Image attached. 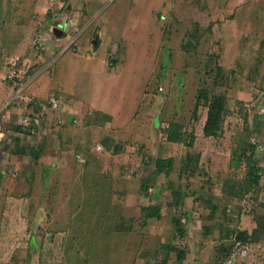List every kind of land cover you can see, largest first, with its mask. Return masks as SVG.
<instances>
[{
	"label": "rangeland",
	"instance_id": "1",
	"mask_svg": "<svg viewBox=\"0 0 264 264\" xmlns=\"http://www.w3.org/2000/svg\"><path fill=\"white\" fill-rule=\"evenodd\" d=\"M76 84L115 119L87 107L67 131L47 100L62 95L63 108L62 88ZM8 85L15 111L0 115V264H264V234L235 236L264 216V0H0ZM219 96L221 130L206 137ZM94 121L104 132L85 130ZM171 123L183 142L167 140ZM248 142L254 190L244 187L250 163L239 150ZM17 154L16 168L8 162ZM158 158L173 159L170 172L154 175ZM150 204L160 219L141 215Z\"/></svg>",
	"mask_w": 264,
	"mask_h": 264
},
{
	"label": "trees",
	"instance_id": "2",
	"mask_svg": "<svg viewBox=\"0 0 264 264\" xmlns=\"http://www.w3.org/2000/svg\"><path fill=\"white\" fill-rule=\"evenodd\" d=\"M198 104V100H197ZM225 112V106H224V97H212L208 104V110H207V116L205 123L203 125V135L206 137L216 136L218 132L221 130V124H222V115ZM107 119H110L109 116H106ZM157 122H155V125ZM178 125L175 123L169 124V126L164 129L166 133V138L169 142H183V138L179 133V130L177 129ZM106 147V143H103ZM108 147V146H107ZM256 148L255 144H251L250 142L245 143L242 147H240V155L242 157H246L248 159L249 165V171L247 173L246 179H245V185L244 187H247L248 189H255L258 187V184L260 182V175H259V168L254 164L253 156H254V150ZM249 149V154L246 155V152ZM29 155L30 159L33 160L34 166L38 162V155H39V149L38 147H31L29 149ZM173 165V159L172 158H158L155 161V170L154 175L161 174L163 172H170ZM234 166H237L235 164ZM225 184H228L227 181H225ZM145 188V185L142 186ZM177 193V205L180 206V201H178V198L181 199L182 195L179 191ZM141 215L145 217L146 219L150 218H157L160 219V209L157 205L150 204L147 207L141 208ZM173 223L176 226L177 233L179 235L183 234V230L180 228V219L179 217L173 218ZM264 234V216L259 215L256 217V226L251 231V233H248L247 231H240L236 232V238L238 239H251L252 241H258L262 235ZM177 258L179 260H182L184 257L183 251L177 252Z\"/></svg>",
	"mask_w": 264,
	"mask_h": 264
},
{
	"label": "crops",
	"instance_id": "3",
	"mask_svg": "<svg viewBox=\"0 0 264 264\" xmlns=\"http://www.w3.org/2000/svg\"><path fill=\"white\" fill-rule=\"evenodd\" d=\"M67 26L68 23L66 22L64 25L58 24L56 27L60 28L63 32V26ZM16 62H14L12 65H10L8 68L10 69L13 65H15ZM103 73V72H102ZM106 74V73H103ZM109 75L110 74H106ZM37 80V79H35ZM34 80V81H35ZM44 79H39L38 81H43ZM38 83V82H37ZM32 84V83H31ZM31 84L29 85V87L31 88ZM76 84V86L73 89H67V88H62V90H64V92L67 91L66 96L69 97V103L66 104L63 108L61 107L60 111L64 113L65 115V122L67 121L68 123V128L67 131H72V133H74V128L71 127V125L74 122H77L82 116H83V109L84 108H93V116H96L97 114H99L98 118L103 117L105 120H107L106 116H109L110 118L115 119L113 113L111 111L108 110L106 104L104 103V101H101L99 99H97V102L91 99H88L87 96H84V92H86V87H82L81 85ZM22 87V86H21ZM13 85H8L5 88H2V86H0V115L1 118L3 117H7L8 115L12 114V111H15L14 106L8 107L7 108V102L10 98H5L4 96H6V93H8V90L12 91ZM20 87L17 88V90ZM39 89H42L41 87H39ZM25 90V87H23V89L21 90V92H23ZM45 90V89H43ZM15 92V90H14ZM20 92V93H21ZM6 104V105H5ZM19 104V103H18ZM61 105H62V95H61ZM26 106H28L26 104ZM25 106V108H26ZM7 108V110H6ZM39 112V110H36L34 113L35 115ZM85 111V110H84ZM57 112V111H54ZM58 113V112H57ZM87 113H91V111L87 112ZM33 114V115H34ZM95 114V115H94ZM5 119V118H4ZM60 121V123L58 122ZM100 121V119H99ZM30 123V122H29ZM57 123L58 124H62L63 122L61 121V119H57ZM101 123V122H100ZM99 122L97 123L96 121L93 122V125H89V126H85V130L87 132H91V131H95V130H99L101 133L104 132V130L106 129L107 126H105V128L103 126H101ZM2 127V136H5V131L2 125H0ZM72 138L75 137V134H71ZM1 144V143H0ZM8 144V142H7ZM7 152V146L5 148H3L2 150H0V156L3 154H6ZM20 154L14 155L10 157V161L8 162L9 165H13L17 168L18 163L21 164L22 162L24 163V159L20 160ZM30 165V164H29ZM36 166V165H35ZM28 168V167H27ZM3 177V174H0V181ZM10 196V195H9Z\"/></svg>",
	"mask_w": 264,
	"mask_h": 264
},
{
	"label": "built area",
	"instance_id": "4",
	"mask_svg": "<svg viewBox=\"0 0 264 264\" xmlns=\"http://www.w3.org/2000/svg\"><path fill=\"white\" fill-rule=\"evenodd\" d=\"M42 46V42L41 39L36 36L34 39V47L36 49L40 48ZM13 67V66H12ZM11 67V68H12ZM17 75V71L15 69H12L11 71H9L7 78L9 79H14ZM20 89V88H19ZM21 90H18L17 92H20ZM47 105L49 107L50 110L52 111H59L61 109V96L60 95H51L48 100H47ZM24 125L27 126L29 125V121L27 120V118H24ZM60 123V121H58ZM23 124V123H22ZM2 127L0 126V136H2Z\"/></svg>",
	"mask_w": 264,
	"mask_h": 264
},
{
	"label": "water",
	"instance_id": "5",
	"mask_svg": "<svg viewBox=\"0 0 264 264\" xmlns=\"http://www.w3.org/2000/svg\"><path fill=\"white\" fill-rule=\"evenodd\" d=\"M53 31H54V34L57 35V37L62 35V30L58 27H54Z\"/></svg>",
	"mask_w": 264,
	"mask_h": 264
}]
</instances>
